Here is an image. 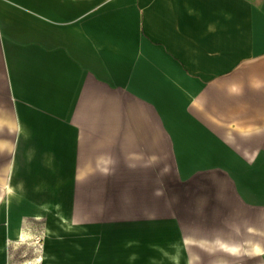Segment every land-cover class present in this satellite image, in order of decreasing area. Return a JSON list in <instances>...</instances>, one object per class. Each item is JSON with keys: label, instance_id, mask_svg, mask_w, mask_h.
<instances>
[{"label": "crops", "instance_id": "obj_1", "mask_svg": "<svg viewBox=\"0 0 264 264\" xmlns=\"http://www.w3.org/2000/svg\"><path fill=\"white\" fill-rule=\"evenodd\" d=\"M14 193L36 256L94 226L129 231L108 264L263 256L264 0H0V264Z\"/></svg>", "mask_w": 264, "mask_h": 264}, {"label": "rangeland", "instance_id": "obj_2", "mask_svg": "<svg viewBox=\"0 0 264 264\" xmlns=\"http://www.w3.org/2000/svg\"><path fill=\"white\" fill-rule=\"evenodd\" d=\"M23 145H19L18 147V151H21V147ZM15 156V155H14ZM15 163V172H14V183H16L17 185L20 186V184L22 183V178L24 179V159H21V154H18V158L17 159H13V164ZM39 171H43L42 168H39L37 172ZM33 178V177H32ZM240 177H238L239 179ZM241 179L243 180V177H241ZM22 188H24L23 185H21ZM15 194V193H14ZM13 194V195H14ZM18 197V195L15 194V196H13V212L11 211L10 208H8V211H11L10 213H13V221L14 223L12 224L14 226V233H13V239H12V247H11V251H10V256H11V261L9 259V263H13V264H24V255H26V253H28V259H30V261H28L29 264H34L33 262V258L35 257H39V259H41V254H43V257H47V259L43 260L42 262H39L37 264H72L75 261H79V258H83L82 256L80 257L78 255V253L80 255H82V252L76 251V246L77 247H82L80 244H84L85 242L88 244H92V249L93 250V254L88 256V262H90V264H108V260H107V253H110L111 249L112 252L114 251H121V252H125V250H123V245L125 243V240L120 241V240H115V238H117V234L118 233H126L129 231H126L127 229H122V228H111L110 232L107 231V227H96L94 226L93 229V238L89 241H85L83 239H79V236H75L74 234H69L67 232H63L61 234V238L60 240H53V239H46L45 241L42 240L41 241V250L43 253H40V255L35 254L36 249L33 247L31 248V246L28 243H32V240H27L26 238H24L26 235H24V212L19 208L20 207V201L16 202L15 198ZM20 198V197H19ZM16 198V199H19ZM238 211H243L238 209ZM240 215H244V214H248L243 212L241 214V212H237ZM41 214V213H40ZM17 218V219H16ZM41 218L39 222L35 223V226L37 228H40L39 230H43L47 232V229L49 228L51 231L50 233H52L53 228L54 230L58 229V226L56 224L52 223V215L50 214H41ZM249 222H258L260 221V216H259V209H253V216L249 215L248 218ZM239 221H241L240 219H238ZM56 227V228H55ZM62 229H67V225H61ZM242 233V232H240ZM70 235V237H68ZM241 235L242 240H247L250 237H252L253 233H247L244 232ZM16 236H19V238H15ZM74 236V239H71ZM51 237V235H50ZM249 241V240H247ZM39 244H37L36 248H38ZM39 254V253H37ZM105 255V256H104ZM79 256V257H78ZM27 257H25V259H27ZM215 257H205V263H209V264H214L216 262H221V263H228L230 262L229 258L226 256H221L220 258L217 257V259H214ZM77 259V260H76ZM258 259H264V255L263 256H242V257H238V260L236 261L237 264L238 263H243V262H254L255 260L258 261ZM215 261V262H214ZM232 264H235V261H231ZM78 263V262H77ZM80 263V262H79ZM83 264V262H81Z\"/></svg>", "mask_w": 264, "mask_h": 264}, {"label": "bare ground", "instance_id": "obj_3", "mask_svg": "<svg viewBox=\"0 0 264 264\" xmlns=\"http://www.w3.org/2000/svg\"><path fill=\"white\" fill-rule=\"evenodd\" d=\"M50 229L48 228L47 229V234H50ZM238 240V239H237ZM236 242H238V241H236ZM238 245V244H237ZM237 245H235V246H237ZM253 246H256V247H260V244L258 243V242H255L254 244H253ZM41 259H47V257H42ZM235 264H237V262H235ZM238 264H264V259H258V261H254V262H243V263H238Z\"/></svg>", "mask_w": 264, "mask_h": 264}]
</instances>
